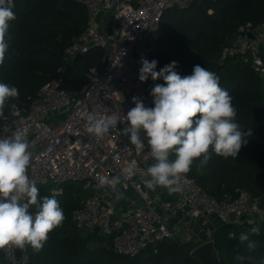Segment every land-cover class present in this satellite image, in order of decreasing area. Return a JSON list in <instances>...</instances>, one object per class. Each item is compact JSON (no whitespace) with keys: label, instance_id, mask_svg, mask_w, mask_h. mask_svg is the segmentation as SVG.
<instances>
[{"label":"built area","instance_id":"built-area-1","mask_svg":"<svg viewBox=\"0 0 264 264\" xmlns=\"http://www.w3.org/2000/svg\"><path fill=\"white\" fill-rule=\"evenodd\" d=\"M80 1L87 9V23L65 49V61L101 47L105 51L103 68H93L95 77L78 90L66 86L62 77L46 82L30 106L15 116H5L0 124V139L20 131L28 142L32 153L30 179L38 189L55 185L54 192H60L70 181L81 182L90 194L73 213L77 226L91 231L98 226L100 232L113 236L118 253L137 255L167 238L191 243L194 249L215 241L214 231L224 224L247 226L260 233L264 206L246 189L239 187L236 196L218 198L189 173L183 175L179 192L170 194L160 186L148 189L144 184L150 179L146 169L155 161L146 134L141 132L145 148L137 150L128 136L116 129H110L103 138L88 133L82 116L85 111L102 116L116 113L122 121L117 129L122 130L128 124L124 116L135 107L133 97L141 99L147 108L154 107L151 89L163 82L150 76L147 81L139 80L142 58L147 59L162 45L165 35L160 26L166 10L175 5L186 7L192 0ZM249 33L255 38L248 39ZM263 48L264 21L258 25L248 22L223 48L221 59L244 55L257 72L264 74ZM60 71L63 73L64 68ZM132 161L136 162L135 174L128 176L125 169ZM99 176H119L117 191L123 198L118 200L110 186H101ZM3 252L10 264L29 262L28 245Z\"/></svg>","mask_w":264,"mask_h":264},{"label":"trees","instance_id":"trees-1","mask_svg":"<svg viewBox=\"0 0 264 264\" xmlns=\"http://www.w3.org/2000/svg\"><path fill=\"white\" fill-rule=\"evenodd\" d=\"M16 19L10 22L6 37L9 49L0 66V83L19 89L18 99L11 103L18 109L28 107L46 82L62 77L66 86L78 90L95 77L93 68L104 65V49L92 47L75 63L72 74L63 76L65 49L84 31L87 9L80 0H13ZM212 10V11H210ZM264 21V0H200L186 7L172 6L161 20L165 35L162 45L152 51L148 61L156 60V71L171 62H177L182 77L191 75L195 65L205 67L219 77L220 86L232 97L236 122L243 130H252L246 136L237 158L227 159L211 154L203 167L200 159L194 161L188 172L199 185L218 198L237 195V188L249 191L264 206V74L257 72L244 55L221 59L226 45L237 37L238 28L251 22ZM264 59V48L262 49ZM163 84L165 83L162 79ZM5 116H13L10 107ZM211 152V150H210ZM173 159L175 158L172 156ZM202 159V158H201ZM55 185L39 187L38 199L55 196L63 209L65 219L61 226L49 233L43 249L35 252L28 245V264H205L192 254L193 244L164 239L156 248L150 247L137 255L118 253L113 236L78 227L74 211L82 205L90 192L81 182L70 181L54 192ZM29 211L36 212V207ZM229 233L236 238L229 239ZM247 233L255 241L253 251L239 236ZM214 239L221 264H264V228L260 233L249 227L224 224L214 231ZM237 255L252 260H237ZM0 264H10L0 250Z\"/></svg>","mask_w":264,"mask_h":264},{"label":"clouds","instance_id":"clouds-1","mask_svg":"<svg viewBox=\"0 0 264 264\" xmlns=\"http://www.w3.org/2000/svg\"><path fill=\"white\" fill-rule=\"evenodd\" d=\"M11 0H0V66L5 61L9 49L6 37L10 22L16 19ZM157 61L142 58L139 80L153 81L163 79L164 84H156L151 89L154 107L147 108L138 97H133L135 107L131 108L124 121L127 127L117 129L122 122L120 117L102 116L85 111L82 116L87 121V132L103 138L110 129L128 136L130 143L137 150L145 148L141 132L146 136L150 155L155 161L146 169L150 177L144 181L148 189L157 186L168 192L181 190V180L187 174L195 160L200 159L203 167L211 159V154L225 159L237 158L243 145L252 135V130H243L236 122V109L232 97L220 86L219 77L205 67L195 65L191 75L181 76L173 61L156 71ZM19 89L6 83H0V117L4 116L6 106L11 114L17 115L19 109L12 100L18 99ZM123 121V122H124ZM29 144L22 132L17 131L9 138L0 139V250L9 247L24 249L30 245L35 252L43 249L49 233L62 225L65 215L59 202L52 197L38 199L39 189L36 182L30 179L28 169L32 160ZM211 150V152H210ZM174 156V159H170ZM202 158V159H201ZM136 162L125 169L128 176L134 175ZM101 186L108 185L122 199L123 193L117 191L120 177L99 176ZM35 206L36 212L29 211ZM236 238L229 233V239ZM241 243L247 242L249 251L255 250L257 244L249 240L247 233L239 236ZM237 260H252V257L237 255Z\"/></svg>","mask_w":264,"mask_h":264},{"label":"water","instance_id":"water-1","mask_svg":"<svg viewBox=\"0 0 264 264\" xmlns=\"http://www.w3.org/2000/svg\"><path fill=\"white\" fill-rule=\"evenodd\" d=\"M199 1L200 0H192L190 4H196ZM242 37H244V34H241V38ZM253 38H255L254 35L252 33H249L248 39ZM83 56V53H78L71 62L66 63L63 71V76L72 74L75 70V63L80 60ZM94 231L99 232L100 228L97 226ZM18 253L20 256L22 254V251L19 250ZM192 254L202 260L205 264H221L220 254L214 240L206 242L194 248L192 250ZM19 264H24V262H20Z\"/></svg>","mask_w":264,"mask_h":264}]
</instances>
